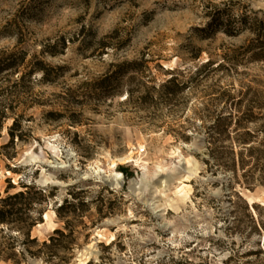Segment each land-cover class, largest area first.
I'll list each match as a JSON object with an SVG mask.
<instances>
[{
    "label": "rangeland",
    "instance_id": "1",
    "mask_svg": "<svg viewBox=\"0 0 264 264\" xmlns=\"http://www.w3.org/2000/svg\"><path fill=\"white\" fill-rule=\"evenodd\" d=\"M215 8L243 30L210 27ZM11 54L22 72L43 61L51 82L17 88L0 193L35 187L25 218L41 221L29 240L4 228L0 264H264L245 209L264 225V186L217 170L208 140L217 118L264 105V0H0ZM56 229L72 234L44 247Z\"/></svg>",
    "mask_w": 264,
    "mask_h": 264
},
{
    "label": "trees",
    "instance_id": "2",
    "mask_svg": "<svg viewBox=\"0 0 264 264\" xmlns=\"http://www.w3.org/2000/svg\"><path fill=\"white\" fill-rule=\"evenodd\" d=\"M225 13L226 9L219 8L209 11L208 15L211 18L209 26L213 27L214 30L224 26V32L227 35H234L242 31L244 28L241 25L242 23L228 27L230 20L225 18ZM246 18L247 15L244 16L243 23ZM259 25V27H262L263 22L259 21ZM250 30L258 32L257 29L253 28H250ZM25 64L26 56L24 54L19 56L11 54L0 57V139L5 124L9 119H13L12 125L8 129L10 141L6 145H0V165L3 157L7 156L3 152L13 146L16 136H19L17 135L20 127L17 110L20 101H18L17 88L24 82L32 80V77L38 72L41 73V82H51L49 70L43 61H37L28 71L22 72L21 68ZM175 81L176 79L172 77L165 83L164 88H169V85ZM254 109H258L260 112L258 117H254ZM236 112L235 117V112H231L225 117L217 118L209 128V155L214 160V165L218 167L217 170L230 172L236 182L240 181L242 186L252 190L256 185L264 186V105L249 107L247 111L241 112V116L238 111ZM259 119L262 122L261 125L257 127L256 131H252L248 127L249 124ZM234 121L235 129L231 131ZM8 158H11V156L8 155ZM205 162L207 165L212 163L210 160ZM120 169L124 170V168ZM239 172L241 178H239ZM13 188L12 186L7 187L6 197H3L0 193V236L4 232V228L7 227L8 230L14 229L20 235L23 234L26 240H29L31 229L38 221H41V218L37 216V219L35 217L31 223H28L25 217L30 214V208L35 202L34 196H39L38 200L40 201L43 195L32 185H24V190L10 194V190ZM237 197L241 199L239 195ZM67 206L73 205L65 200L58 213H63ZM259 208V205L256 204L251 205L250 208L249 205H245L246 213L252 220L253 229L260 233L264 232V225L261 221L255 220V215H252V211L257 212ZM71 234L65 235L64 231L56 229L54 235L49 239L50 243L45 242L43 246L49 247L57 240V237H69Z\"/></svg>",
    "mask_w": 264,
    "mask_h": 264
},
{
    "label": "bare ground",
    "instance_id": "3",
    "mask_svg": "<svg viewBox=\"0 0 264 264\" xmlns=\"http://www.w3.org/2000/svg\"><path fill=\"white\" fill-rule=\"evenodd\" d=\"M47 180H48V178H46L44 181H41V182L44 183ZM186 187L187 186L185 184L181 183V187H180L179 191H184ZM248 201L250 204L252 203V200L250 198H248ZM44 220L49 224L51 231L55 229V224L52 222V220L50 219V216L48 214H45ZM40 225L41 224H39V226Z\"/></svg>",
    "mask_w": 264,
    "mask_h": 264
},
{
    "label": "built area",
    "instance_id": "4",
    "mask_svg": "<svg viewBox=\"0 0 264 264\" xmlns=\"http://www.w3.org/2000/svg\"><path fill=\"white\" fill-rule=\"evenodd\" d=\"M144 150H142L141 152H143Z\"/></svg>",
    "mask_w": 264,
    "mask_h": 264
}]
</instances>
